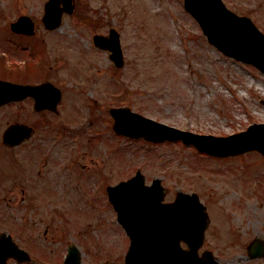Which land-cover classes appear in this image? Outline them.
Listing matches in <instances>:
<instances>
[{"label":"rangeland","instance_id":"1","mask_svg":"<svg viewBox=\"0 0 264 264\" xmlns=\"http://www.w3.org/2000/svg\"><path fill=\"white\" fill-rule=\"evenodd\" d=\"M32 1L35 6L42 0ZM111 27L120 33L126 64L116 69L107 57V68L96 66L100 72L107 70L106 87L95 86L96 91L105 90L107 98V130L102 121H95L91 130L106 137L105 143H95L101 144L103 155H91L98 165L84 171L88 179L81 181L86 185L77 182L78 193L63 196L58 234L53 227L48 235L29 231L20 209L7 203L0 204V233L13 239L31 237L40 247L44 239H63L65 246L55 250L65 252L74 244L83 264H124L129 239L104 188L139 170L147 185L161 180L165 202L173 201L177 192L199 196L211 227L202 250L217 252L225 264H264V258L249 261L246 255L250 241L264 240V157L259 152L215 158L180 141L152 143L118 136L108 114L110 108L127 107L194 134L239 133L254 123L264 124V75L209 45L183 0H81L77 14L64 18L55 35L66 48L85 52L93 33ZM101 182V191L90 196Z\"/></svg>","mask_w":264,"mask_h":264},{"label":"flooded vegetation","instance_id":"2","mask_svg":"<svg viewBox=\"0 0 264 264\" xmlns=\"http://www.w3.org/2000/svg\"><path fill=\"white\" fill-rule=\"evenodd\" d=\"M221 1L264 34V0ZM47 2L33 6L32 0H0V204L7 203L15 211L19 208L29 231L46 235L52 227L58 234L63 196L78 193L77 182L88 179L84 171L98 165L91 155L100 156L106 137L91 131L94 122L102 121L107 130L105 90H95L97 85L106 87L107 70L100 72L96 66L107 68V52L93 43L85 52L66 48L65 41L55 35L61 28L41 27ZM79 2L71 0L72 12L63 18L76 15ZM55 9L64 11L61 0ZM27 20L34 26L28 27ZM96 34L106 35L93 33L91 38ZM96 142L101 144L97 147ZM101 183L90 196L101 191ZM104 192L107 196V186ZM211 235L214 239L217 232ZM12 241L27 260L9 259L7 264H63L69 252L75 264H83L74 244H68L65 252L55 250L65 246L63 239H44L42 247L31 237ZM213 253L220 264L226 263Z\"/></svg>","mask_w":264,"mask_h":264},{"label":"water","instance_id":"3","mask_svg":"<svg viewBox=\"0 0 264 264\" xmlns=\"http://www.w3.org/2000/svg\"><path fill=\"white\" fill-rule=\"evenodd\" d=\"M184 7L198 22L210 44L227 56L254 65L264 74V35L249 19L229 12L220 0H184ZM43 21L51 27L60 23L48 14ZM94 41L99 48L111 53L110 59L116 67H123L116 31L110 30L107 42L101 36H96ZM109 113L114 120L115 133L129 138L151 142L180 140L185 145H193L198 152L214 156L250 150L264 156V125L251 126L246 132L228 138H216L178 131L128 108H113ZM107 193L117 221L130 240L125 264H217L206 253L201 257L197 255L208 220L196 194L178 192L172 203L163 204L165 189L161 181L155 179L150 186H145L139 172L126 182L108 187ZM181 242L188 248L182 249ZM3 259L1 255L0 262Z\"/></svg>","mask_w":264,"mask_h":264}]
</instances>
